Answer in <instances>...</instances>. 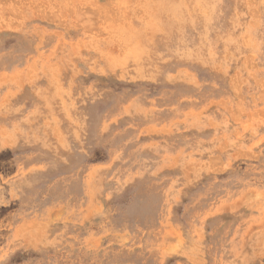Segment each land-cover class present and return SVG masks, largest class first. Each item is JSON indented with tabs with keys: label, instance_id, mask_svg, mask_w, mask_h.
<instances>
[{
	"label": "rangeland",
	"instance_id": "1",
	"mask_svg": "<svg viewBox=\"0 0 264 264\" xmlns=\"http://www.w3.org/2000/svg\"><path fill=\"white\" fill-rule=\"evenodd\" d=\"M0 264H264V0H0Z\"/></svg>",
	"mask_w": 264,
	"mask_h": 264
}]
</instances>
